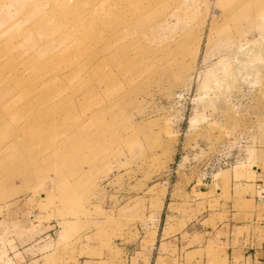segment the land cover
<instances>
[{
  "label": "rangeland",
  "instance_id": "1",
  "mask_svg": "<svg viewBox=\"0 0 264 264\" xmlns=\"http://www.w3.org/2000/svg\"><path fill=\"white\" fill-rule=\"evenodd\" d=\"M5 106L0 264H148L192 200L264 185V0H0Z\"/></svg>",
  "mask_w": 264,
  "mask_h": 264
},
{
  "label": "crops",
  "instance_id": "2",
  "mask_svg": "<svg viewBox=\"0 0 264 264\" xmlns=\"http://www.w3.org/2000/svg\"><path fill=\"white\" fill-rule=\"evenodd\" d=\"M250 183H239L243 191L235 193L231 180L228 193H216L218 206L209 213L207 203L192 200L191 210L197 208V213L191 215L178 235L162 238L163 231H157L155 245L147 247L144 253L148 264L153 260L155 264H264V185ZM204 193L202 187L195 189L196 195ZM45 241L40 239L22 250L21 254L31 251L30 257L22 255L14 264H63L60 250L46 251L48 257H42L40 249L46 247ZM139 254L134 253L128 263L136 259L135 264H145L137 259ZM85 263L100 262L85 259L79 264Z\"/></svg>",
  "mask_w": 264,
  "mask_h": 264
},
{
  "label": "bare ground",
  "instance_id": "3",
  "mask_svg": "<svg viewBox=\"0 0 264 264\" xmlns=\"http://www.w3.org/2000/svg\"><path fill=\"white\" fill-rule=\"evenodd\" d=\"M13 107L11 108L10 106H5L3 110H1L2 114H0L1 118H3L2 116H7L11 111H12ZM4 119V118H3ZM3 121V120H2ZM8 129V127H7ZM24 129V128H22ZM24 131V130H23ZM5 145V144H4Z\"/></svg>",
  "mask_w": 264,
  "mask_h": 264
}]
</instances>
